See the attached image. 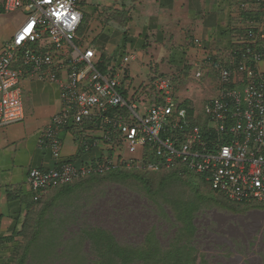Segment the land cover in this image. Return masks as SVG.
<instances>
[{
    "label": "built area",
    "instance_id": "built-area-1",
    "mask_svg": "<svg viewBox=\"0 0 264 264\" xmlns=\"http://www.w3.org/2000/svg\"><path fill=\"white\" fill-rule=\"evenodd\" d=\"M78 4L79 0H0V125L23 118L21 79L59 75L63 109L44 129L41 142L46 140L57 155L61 151L57 129L71 122L81 132L84 151L102 145L95 160L30 169L27 183L33 199L111 170L178 168L200 176L229 201L264 202L261 55L246 45L247 57L236 61L233 56L227 66L219 67L216 95L202 103L206 122L198 124L165 79L153 85L159 95L143 104L138 102L142 91L124 93L128 85L122 76L130 54L123 55L113 71L102 72L94 48L84 46L79 37L83 15ZM22 9L29 14L16 27L9 24L10 30L2 24L3 16ZM245 28L247 36L239 42L264 39V25ZM201 76L195 71V78Z\"/></svg>",
    "mask_w": 264,
    "mask_h": 264
},
{
    "label": "crops",
    "instance_id": "crops-1",
    "mask_svg": "<svg viewBox=\"0 0 264 264\" xmlns=\"http://www.w3.org/2000/svg\"><path fill=\"white\" fill-rule=\"evenodd\" d=\"M236 1L104 0V5L112 10L105 24L99 20L101 7L95 5L87 12L92 15L91 21L98 19L90 26L93 33L90 46L99 64L104 56L116 67L123 55H131L127 73L122 76L128 85L125 94L139 92L143 89L141 86L148 83L153 86L160 79L173 82L172 75L189 66V73L194 70V76L195 71L202 72L197 79L209 85L211 98L217 92L215 80L210 76L212 58L225 57L237 40L236 29L246 26ZM121 11H124L121 17L125 15L127 19L125 26L111 22L120 25L122 30L106 27L110 17ZM84 34H79L82 42ZM259 67L264 69V60ZM138 77H141L139 83ZM60 79L59 75L55 79L34 76L21 79L23 118L0 125V264L13 263L24 220L30 208L37 205L27 183L29 170L57 168L65 161L80 165L102 154V145L90 146L84 151L81 132L71 122L57 129L60 153L54 154L46 140L41 142L42 132L63 109ZM183 80L175 84L180 87ZM179 91L176 89L175 93ZM141 96L150 98L146 94ZM56 191L48 190L42 200L51 198Z\"/></svg>",
    "mask_w": 264,
    "mask_h": 264
},
{
    "label": "rangeland",
    "instance_id": "rangeland-1",
    "mask_svg": "<svg viewBox=\"0 0 264 264\" xmlns=\"http://www.w3.org/2000/svg\"><path fill=\"white\" fill-rule=\"evenodd\" d=\"M255 2L249 1L244 7H257ZM95 5L103 9L99 20L104 24L112 11L104 5V0H79L78 9L83 15L82 30L85 33L84 46L91 45L90 35L93 33L90 26L96 18L91 21L92 15L87 12ZM28 14L25 9L17 10L7 13L1 22L6 28H9V24L16 27ZM253 25L264 23L246 22V26ZM107 26L122 30L120 25L111 22V17ZM136 67L139 70L138 65ZM138 78L137 83L141 77ZM202 80L194 77V70L188 73L178 88L177 99L191 98L201 107L204 99L212 95L209 85ZM146 97L141 96L138 102L143 104ZM191 177L184 176L176 184L167 186L158 196L145 195L134 179L124 182L119 178L114 180L102 176L92 178V183L78 185L67 191V195L59 194L48 208L38 206L32 212L30 225L22 228L14 264L20 259L24 260V264H95L96 260H99V264H120L116 257L110 260V256L100 250L104 247L102 244L91 240L86 233L91 228L106 230L120 247L130 249L143 245L147 232L154 231V237L161 247L158 258H153L154 261L158 259L155 264H174L170 259H159L170 248L180 249L188 260L186 264H264V202H255L256 205L250 207L222 206L206 196L209 190L206 185L197 186L195 178L191 183ZM194 185L200 193L199 198ZM50 200L48 198L44 202ZM183 203L193 208L192 234L189 229H184L181 235L179 233L182 226H186L176 219L175 210ZM38 212L43 213V218L37 215ZM41 224L40 232L36 233V227ZM172 243L178 245H170ZM95 247L98 253L93 250ZM129 264L147 263L139 259Z\"/></svg>",
    "mask_w": 264,
    "mask_h": 264
},
{
    "label": "trees",
    "instance_id": "trees-1",
    "mask_svg": "<svg viewBox=\"0 0 264 264\" xmlns=\"http://www.w3.org/2000/svg\"><path fill=\"white\" fill-rule=\"evenodd\" d=\"M249 1H256L255 3H257V7L254 8H243L240 7L242 5H245L247 2ZM239 4V5H238ZM238 4L237 7L239 8V15L240 17H242L243 20H246V22L248 23H264V0H238ZM251 4V3H250ZM256 5V4H255ZM242 10V11H241ZM115 13V15L111 16V20L116 21L118 24H120L121 26H125L126 24V17L125 15L123 17H121V15L124 14V11H121ZM126 13V11H125ZM126 19V20H125ZM83 20V17H82ZM82 20L81 23L79 25L78 28V34L82 33ZM253 30H257L256 28ZM236 35H237V40L235 42V44L233 45V47L227 51V53L225 54V57L222 56H218V57H211L213 62L211 65V74L210 76L215 80V78L218 76V69L219 67H223V66H227L233 56L235 57L236 61H240L242 59H244L245 57H247L249 55V53H245L244 52V48L246 47V45H249L250 47L254 48V51L259 53L261 55V58L264 60V39H257L256 42H252L254 44L249 43H245V42H239V38L241 36H247V29L245 27H239L236 29ZM238 52V53H237ZM102 60L100 62V64H98L99 69L102 72H109V71H113L115 67L111 66L109 63V59L101 56ZM189 66H184V68L180 71L179 74L176 75H172V81L170 82L173 86H175V90L178 89L177 87H179L178 84H175L176 82L180 83L181 80L185 79V77L188 76L189 70H188ZM182 77V78H181ZM141 88H143L141 91L143 92V94H146L148 96H153L154 94L156 95L158 93V91H156V89L154 88V86H152L151 83H148L147 85L141 86ZM154 97V96H153ZM205 102V101H204ZM203 102V103H204ZM182 104L184 107L187 108L188 110V115L190 118H192V121L194 120L195 123H205L206 122V118L203 116V114L201 113V107H198L195 102L190 99V98H184L182 100ZM195 115V116H194ZM102 176L104 178H111L114 180H117L118 178L121 179V181H129L130 179H134L136 182H138L141 186V188L144 190V194L145 195H159L161 193H163L164 189L171 185V184H176L177 181H180L182 178H184V176H189L191 177V183H194V178L196 179V181H198V185H206V188L209 189L208 194L206 196H208V198L214 200L217 204L220 205H226L229 208H233V207H237V206H246V207H250V206H255V202H250V203H243V202H233V201H229L228 199H226L222 194H220L219 192L213 190L208 183H206L200 176L194 174L193 172H187L184 170H179L178 168L176 169H169V170H160L157 172H151V171H146V170H138V169H133V170H127V169H116V170H111L103 175H99ZM94 177H98V176H94V175H89L87 177L75 180L71 183H67L65 185H61L58 186L54 189H57L56 194H54L51 197L50 202L45 203V200H42V197L35 200L33 199L32 196V200L34 201V203H36L37 205H33L32 208H30L29 213L27 214L23 226L22 228H24V226L28 227V225H30V218H31V214L32 212L35 211L36 208H38V206H40V208L46 209L48 208V205H52L53 201L55 200L54 198H56V196H58L59 194L67 195V191H71L73 188L77 187L78 185H83V184H88V183H92L90 180ZM195 186V194L198 196H200V193L198 191V188L196 185ZM43 203V206H42ZM260 206H262L260 204ZM176 213V219L181 222L183 221L186 228L184 227V225L182 226V228L180 229L179 233L181 235L182 231L184 229H189L191 231V234L194 231V224L193 222H191V217L193 214V208L187 204V203H183V204H179L176 207L175 210ZM42 212H38L37 215H42ZM37 218V217H35ZM34 218V219H35ZM43 218V215H42ZM41 225H38L36 227V233H38V231L40 232ZM86 233L89 234V237H91V240L93 242L102 244L104 247H101L100 250L103 251L104 254H108L110 256V260L113 259L111 257H116L120 264H129V262H133L135 260H139L142 259L143 262L147 263V264H155V262L158 261V255L160 253V248L159 247V243L158 241H156V238L154 237L155 233L154 231H149L147 232L146 237L144 238L143 241V245H139L136 246L135 249H130L126 246H119L117 241H115V239L113 238V236L106 231L104 229H94L91 228L89 230H86ZM38 236V234H37ZM173 246H177L174 243L170 244ZM95 252L98 253V249H93ZM17 251V250H16ZM102 253V254H103ZM16 255V252H15ZM184 253L179 249L177 250V248H170L169 250L165 251L162 258L163 261L164 260H171L172 262H174V264H186L188 262V260L186 258H184ZM154 257L156 258V261H154ZM15 260V257H14ZM95 264H99V260L94 261ZM9 264H14L10 262ZM16 264H24V260L18 261Z\"/></svg>",
    "mask_w": 264,
    "mask_h": 264
},
{
    "label": "clouds",
    "instance_id": "clouds-1",
    "mask_svg": "<svg viewBox=\"0 0 264 264\" xmlns=\"http://www.w3.org/2000/svg\"><path fill=\"white\" fill-rule=\"evenodd\" d=\"M205 100H206V99H205ZM205 100H204V101H205ZM204 101H203V102H204ZM203 102H202V103H203ZM122 169H123V168H122ZM131 170H133V169H131ZM94 176H99V175H94Z\"/></svg>",
    "mask_w": 264,
    "mask_h": 264
}]
</instances>
